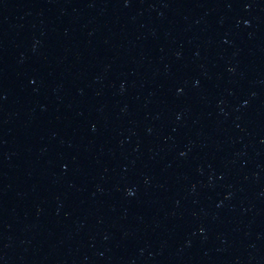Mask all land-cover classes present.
<instances>
[{"label":"water","instance_id":"1","mask_svg":"<svg viewBox=\"0 0 264 264\" xmlns=\"http://www.w3.org/2000/svg\"><path fill=\"white\" fill-rule=\"evenodd\" d=\"M0 264H264V0H0Z\"/></svg>","mask_w":264,"mask_h":264}]
</instances>
